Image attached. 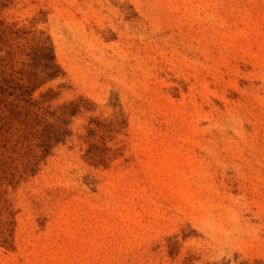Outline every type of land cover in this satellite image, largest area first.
Wrapping results in <instances>:
<instances>
[{
  "label": "rangeland",
  "instance_id": "1",
  "mask_svg": "<svg viewBox=\"0 0 264 264\" xmlns=\"http://www.w3.org/2000/svg\"><path fill=\"white\" fill-rule=\"evenodd\" d=\"M0 264H264V0H0Z\"/></svg>",
  "mask_w": 264,
  "mask_h": 264
}]
</instances>
